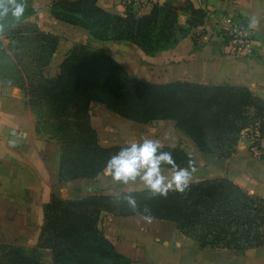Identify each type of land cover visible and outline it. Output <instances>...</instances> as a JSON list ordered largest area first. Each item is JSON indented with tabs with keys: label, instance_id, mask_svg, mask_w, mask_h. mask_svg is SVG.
<instances>
[{
	"label": "trees",
	"instance_id": "trees-1",
	"mask_svg": "<svg viewBox=\"0 0 264 264\" xmlns=\"http://www.w3.org/2000/svg\"><path fill=\"white\" fill-rule=\"evenodd\" d=\"M29 1L23 0L25 7ZM126 10L124 16L111 14L98 7L97 0H52L49 7L55 19L86 29L93 39L128 41L148 55L177 42L180 12L190 13L186 29L202 25L205 18V11L190 0L155 2L149 14L142 16ZM7 38L13 66L24 73L20 82L27 85L30 105L34 112L35 107L42 112L49 137L61 144L60 181L96 177L123 148L98 145L89 121L92 102L137 123L174 120L197 149L211 157L235 154L241 136L250 128L257 126L262 134L264 105L247 87L146 82L131 76L106 50L84 44L74 45L58 74L49 78L43 73L56 50L57 36L34 23L19 22L7 31ZM40 122L37 117V130ZM160 151L171 153L175 167L192 166L178 148L161 146ZM103 210L169 221L200 249L264 248V196L250 194L228 178H210L189 182L183 192L169 190L166 196L151 190L74 200L52 194L43 206L37 245L29 254L15 247L0 256V264L6 258L8 264H131L104 236ZM41 248L51 251V263L40 260Z\"/></svg>",
	"mask_w": 264,
	"mask_h": 264
},
{
	"label": "crops",
	"instance_id": "crops-1",
	"mask_svg": "<svg viewBox=\"0 0 264 264\" xmlns=\"http://www.w3.org/2000/svg\"><path fill=\"white\" fill-rule=\"evenodd\" d=\"M51 2L30 0L19 20L11 16L0 18V249L13 244L30 248L37 245L43 206L52 194L74 200L95 195L119 197L127 192L150 190L139 178L124 183L113 180L103 170L94 178L59 180L61 144L55 138L37 133V116L29 103L25 81L4 80L9 64L16 71L8 50L7 31L17 23L31 22L39 30L57 36L56 50L44 68L45 77L58 74L61 61L74 45L90 44L106 50L131 76L143 81L244 86L264 105V0H235L228 5L218 0H190L195 8L205 11L203 24L188 29L174 45L151 55L128 41L93 39L86 29L55 19L49 13ZM97 6L119 16L127 11L126 0H97ZM151 8L152 5L141 8L136 4L131 7L137 16L149 14ZM225 9L238 13L249 26L253 34L250 54L228 53L220 38L212 37L205 29L208 15ZM189 17V12H180L178 23L187 27ZM21 75L24 77V73ZM88 113L102 148L126 147L144 138L159 140L161 146L178 148L192 160V166L184 167L193 172L190 182L228 178L250 194L264 196V158L250 154V141L243 135L235 154L217 158L201 153L174 120L147 124L127 121L95 102L90 103ZM258 145L264 149V120ZM162 170L170 178L173 168ZM100 228L131 264H201L202 255H207L208 248H198L195 241L169 221L141 214L119 216L103 210ZM40 260L51 263V251L41 248ZM247 263L264 264V254L250 258Z\"/></svg>",
	"mask_w": 264,
	"mask_h": 264
},
{
	"label": "clouds",
	"instance_id": "clouds-1",
	"mask_svg": "<svg viewBox=\"0 0 264 264\" xmlns=\"http://www.w3.org/2000/svg\"><path fill=\"white\" fill-rule=\"evenodd\" d=\"M24 11L23 0H0V18L11 16L19 20ZM160 149L159 140L144 138L142 142H133L114 155L103 171L113 180L124 183L139 178L153 193L161 196H166L169 190L183 192L192 178V170L175 167L171 153ZM164 165L173 166L170 178L163 174Z\"/></svg>",
	"mask_w": 264,
	"mask_h": 264
},
{
	"label": "built area",
	"instance_id": "built-area-1",
	"mask_svg": "<svg viewBox=\"0 0 264 264\" xmlns=\"http://www.w3.org/2000/svg\"><path fill=\"white\" fill-rule=\"evenodd\" d=\"M218 1L228 5V3H232L235 0ZM154 3L155 1L153 2L152 0H126V8H131L135 4L143 8ZM205 29L212 34V37L220 38L223 48L230 54L248 55L253 50V34L249 26L243 17L232 10H218L216 15L214 13L208 15ZM243 136L250 141V154L256 158H264V149H261L257 144L260 138L258 127L255 126L248 129L243 133Z\"/></svg>",
	"mask_w": 264,
	"mask_h": 264
},
{
	"label": "rangeland",
	"instance_id": "rangeland-1",
	"mask_svg": "<svg viewBox=\"0 0 264 264\" xmlns=\"http://www.w3.org/2000/svg\"><path fill=\"white\" fill-rule=\"evenodd\" d=\"M179 26L182 29H186V27L184 25L179 24ZM181 29V31H178L175 35V40L177 41L179 38H181L185 33L183 32V30ZM206 32V31H205ZM87 46H89L90 49H97L93 46H91L90 44H85ZM26 61H29L28 58H26ZM3 63H8L9 62L7 60H3ZM1 63V60H0ZM5 75V81H8L9 83H20V79L22 77L21 73L16 72L14 69H12V67H8V70L5 69L4 72ZM35 109V115L37 117H40L41 122L38 124V131L37 133L40 134V136L42 137H49V132L46 131V129H49V124L48 123H43L44 118L41 116V111L38 110L37 107L34 108ZM43 111V108H41ZM39 120V119H38ZM130 121V120H127ZM49 122V120H48ZM18 248L20 250H22L25 254H29L30 253V247H22L18 244H13V245H5L0 249V256H2L4 253H11L13 252L12 249ZM207 255L203 254L202 258H201V264H248V260L254 256H260L262 254H264V248L263 249H259V250H248V251H243V252H239V251H234V250H226V249H206ZM2 258V257H1ZM11 258V257H10ZM215 261V262H214ZM5 264H8V258L5 259Z\"/></svg>",
	"mask_w": 264,
	"mask_h": 264
},
{
	"label": "bare ground",
	"instance_id": "bare-ground-1",
	"mask_svg": "<svg viewBox=\"0 0 264 264\" xmlns=\"http://www.w3.org/2000/svg\"><path fill=\"white\" fill-rule=\"evenodd\" d=\"M215 262V261H214Z\"/></svg>",
	"mask_w": 264,
	"mask_h": 264
}]
</instances>
